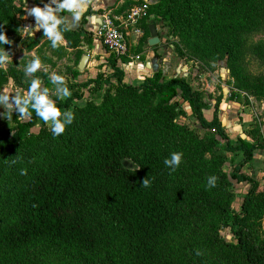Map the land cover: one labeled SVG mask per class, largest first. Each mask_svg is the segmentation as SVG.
<instances>
[{"label": "trees", "instance_id": "trees-1", "mask_svg": "<svg viewBox=\"0 0 264 264\" xmlns=\"http://www.w3.org/2000/svg\"><path fill=\"white\" fill-rule=\"evenodd\" d=\"M149 11L194 51L225 56L232 75L248 87L245 34L264 28V0H155ZM17 12L15 0H0V32L16 31ZM90 12L64 33L71 46L90 44L92 32L83 27ZM117 58L109 53L104 70L67 83L71 97L55 99L75 117L62 135L54 137L46 126L30 132L40 119L34 111L23 120L15 112L12 132H0V264H264V190L240 170L255 148H264V138L238 137L233 145L218 104L206 117L205 103L188 80L162 79L158 66L141 82H128ZM256 79L264 89V77ZM103 83L99 101L83 97V88L94 93ZM182 100L205 132L179 120ZM220 138L224 148L244 155L230 171L250 182L238 210L225 193L231 180L222 167ZM173 152L183 153L174 172L164 164ZM124 158L136 166L125 165ZM213 175L216 186L208 188ZM144 178L150 187L141 186ZM220 224L233 239L219 233Z\"/></svg>", "mask_w": 264, "mask_h": 264}, {"label": "rangeland", "instance_id": "rangeland-1", "mask_svg": "<svg viewBox=\"0 0 264 264\" xmlns=\"http://www.w3.org/2000/svg\"><path fill=\"white\" fill-rule=\"evenodd\" d=\"M15 1L19 7V12H17L19 23L16 31L8 33V38L13 43L11 45L5 44L1 47H4L6 51L10 52L12 62L8 63L6 67H0L3 72V79L0 82V92L7 89L12 95H15L17 92L21 94L26 93L31 79L39 77L43 82L44 79L48 81L46 87L50 89V93H54V85L49 79V76L53 72L64 76L66 83H74L94 77L97 72L105 69L103 64L108 62L109 55L103 57L102 54L101 57L97 53H92L93 51H91L90 47L81 42L78 46H71L69 44L71 39H67L65 35L66 43L56 49H53L48 38L43 36V30L35 32L34 36L30 37L28 32L31 29L25 28L29 26L34 27L35 18L27 14L25 7H35L36 5H33L35 2L33 0H26L25 4V0ZM44 1L45 3L49 2V0ZM102 1L103 3H109L112 0ZM133 1L135 0H124L117 6V11H125ZM112 5L114 6V3ZM99 8L103 9L104 7ZM150 14L162 32L164 37L162 43L169 45L171 48V50L165 48L166 62H163L162 69L160 68L162 72L161 78L180 76L188 80L199 91V95L205 103L203 112L208 118L212 116L214 105L217 103L218 116L233 145L239 142L238 137L249 140L263 139L264 89L256 85L262 84L256 79V76L264 77V28L251 30L245 34L246 42L242 65L251 80L249 84L246 81L248 87H243V84L232 75L225 56L218 57L216 55L194 51L191 47L181 43L177 36H173L169 26L162 25L156 13L149 11L146 18ZM142 20L143 31L139 35H136L139 36L138 40L148 38L150 35L144 29L145 17ZM132 38H130V42ZM174 43L178 44L177 49L174 47ZM142 44L144 46H150L144 40ZM82 53H91V57L87 59L84 68L79 69L77 63ZM157 54V60L162 58L159 53ZM33 55L40 57L43 67L33 77H25L24 67L33 58ZM44 68H47V71H44ZM105 72L108 73L110 71L106 70ZM141 79H143V76ZM106 86V83H103L101 88L94 93L85 87L83 88V97L99 101ZM51 98L54 100L57 99L54 94H52ZM75 101L81 103L83 99H75ZM181 105L185 112L178 116L179 120L186 121L189 126L199 131V133L205 132L196 118L191 114L187 101L182 100ZM61 109L65 110L63 108ZM4 112L5 109L0 106V113ZM14 116H17L14 111L11 120H7L3 115H0V132H12V127L15 122ZM43 126L50 127V125L45 124L39 119L30 127V132L36 133ZM220 143L223 146L220 150L226 155L222 167L231 180V184L228 186V192L225 193H229L231 207L238 210L243 195L250 186V182L248 180H237L230 175V171L244 155L241 149L224 148V139L222 138H220ZM123 163L129 167L136 166L129 158H124ZM240 170L247 172L258 181V190H264V148H255L252 158L245 162L240 167ZM220 195L222 198L224 197V193L219 194L218 197ZM259 228L260 232L264 235V213L259 220ZM219 233L226 239H233V235L226 225H219ZM51 259H54V256Z\"/></svg>", "mask_w": 264, "mask_h": 264}, {"label": "clouds", "instance_id": "clouds-1", "mask_svg": "<svg viewBox=\"0 0 264 264\" xmlns=\"http://www.w3.org/2000/svg\"><path fill=\"white\" fill-rule=\"evenodd\" d=\"M94 0H49L43 7L35 6L28 8L25 11L29 16L35 18V26H29L25 29H31L28 32L30 37H33L35 32L43 30V36L47 37L51 42L53 49L59 48L65 44L64 33L73 30L77 22L81 19L83 13L89 5H92ZM26 4V0H25ZM68 12L70 17L63 16L61 13ZM13 43L5 32H0V45H11ZM26 55V53H24ZM12 62V56L5 48H0V67H6L8 63ZM43 67L39 56L33 55V58L24 67L25 77H33L35 73ZM47 71V68H44ZM51 83L54 85V93H50L48 87H44L43 80L39 77H34L30 81V85L26 93L17 92L12 95L7 89L0 92V106L5 109L4 113H0L7 120L12 119V113L17 112L18 119L23 120L30 118L33 111L45 124L50 125V130L54 137L62 135L66 127L71 125L74 121V112L70 109L62 110L56 104V101L51 98L54 94L57 98L63 100L71 97L72 93L67 86L65 77L55 72L49 76ZM183 160L182 152H173L170 158L164 160V164L172 171L180 166ZM12 163H16L15 160ZM21 174H26V170H22ZM216 176L208 177L207 187L212 188L216 186ZM142 187H150L151 182L148 178H144ZM201 250L196 251V255H202Z\"/></svg>", "mask_w": 264, "mask_h": 264}, {"label": "crops", "instance_id": "crops-1", "mask_svg": "<svg viewBox=\"0 0 264 264\" xmlns=\"http://www.w3.org/2000/svg\"><path fill=\"white\" fill-rule=\"evenodd\" d=\"M45 2L44 0H41ZM124 0H112L109 3H103L101 0H94V3L92 5H89L86 10H91L90 13L85 15V22L83 23V27L87 31L92 32L91 36V42L90 44L84 40H81V43L85 44L86 46H89L92 53H97L102 57L108 56L109 53L105 50L104 46L102 45L101 41L95 36V30L97 28V25L99 24L101 20V13L102 11L108 7H114L117 8V6L123 2ZM149 3L153 2L155 0H148ZM117 2V3H115ZM114 3V6L112 5ZM33 5L43 7L41 4L33 3ZM99 7H104L103 9ZM62 15V14H61ZM63 16L70 17L71 14L68 12H65ZM145 21L147 22H153L155 23L156 27L158 28L156 22L151 17V14L145 18ZM142 22L143 20L140 19L137 22V26L142 29ZM80 20L77 22L76 27L79 25ZM140 25V26H139ZM75 27V28H76ZM158 33L160 37V42L155 46H144L140 40H138L139 36L133 35L131 38V42L129 44V52L126 55H122L117 58V65L123 70L124 72V79L128 82L132 83H139L142 79V76H150L153 73V68L151 64V59L153 56H155V53H159L162 58L158 60V66L162 69L163 62H166V53L165 48H168V50H171L169 45H166L162 43L164 41V37L162 35V32L158 28ZM89 57H91V53H87ZM136 54H139V58H134ZM93 59V58H92ZM94 60V59H93Z\"/></svg>", "mask_w": 264, "mask_h": 264}, {"label": "built area", "instance_id": "built-area-1", "mask_svg": "<svg viewBox=\"0 0 264 264\" xmlns=\"http://www.w3.org/2000/svg\"><path fill=\"white\" fill-rule=\"evenodd\" d=\"M148 8V0H135L123 12L117 11L114 7H108L102 11L95 36L108 53L122 56L129 52L130 38L142 33L143 30L137 26V22L146 18ZM134 58H139V54H136Z\"/></svg>", "mask_w": 264, "mask_h": 264}, {"label": "water", "instance_id": "water-1", "mask_svg": "<svg viewBox=\"0 0 264 264\" xmlns=\"http://www.w3.org/2000/svg\"><path fill=\"white\" fill-rule=\"evenodd\" d=\"M149 33H150V35L147 39L148 44L150 46H153V45L159 43L160 37H159V33H158V28L156 27L155 23H153V22L149 23ZM88 58H89V55L87 53H82L79 60H78L77 67L79 69H83ZM158 63L159 62L157 60V57L153 56L151 59V64H152L153 70H156L158 68V65H159Z\"/></svg>", "mask_w": 264, "mask_h": 264}]
</instances>
